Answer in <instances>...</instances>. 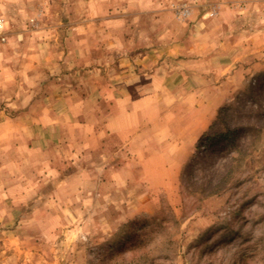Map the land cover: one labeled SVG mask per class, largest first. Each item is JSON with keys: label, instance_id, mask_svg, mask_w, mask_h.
<instances>
[{"label": "rangeland", "instance_id": "374dc122", "mask_svg": "<svg viewBox=\"0 0 264 264\" xmlns=\"http://www.w3.org/2000/svg\"><path fill=\"white\" fill-rule=\"evenodd\" d=\"M0 19V264H264V0H0ZM166 43L210 58L205 103L142 108L201 109L202 133L108 136L105 84Z\"/></svg>", "mask_w": 264, "mask_h": 264}, {"label": "crops", "instance_id": "0c3cea01", "mask_svg": "<svg viewBox=\"0 0 264 264\" xmlns=\"http://www.w3.org/2000/svg\"><path fill=\"white\" fill-rule=\"evenodd\" d=\"M179 46V44L166 43L149 50L125 52V59L128 58L130 63L122 66L124 69H120L117 77L124 82L115 86L109 85L108 88L105 84L106 90L103 91L104 95L107 91L110 95L120 92L113 102L114 106L120 110L114 116H110L106 122L107 128L104 132L108 136H114L125 142L126 138L134 137L138 130L144 127L149 128L152 115L148 119L146 114L149 107L142 108V106H164L166 103L177 104L182 100H188L191 105L205 103L201 86L193 84L191 89L188 88L191 85L190 79L203 72V64L210 58L199 57L196 54H194L196 57L188 56ZM208 63L206 65H209ZM179 74L182 81L177 79ZM107 98L105 96V99ZM209 103L215 102L211 100ZM189 111L193 112V108ZM195 113L199 115L178 114L173 119L164 118V115L160 114L155 118L156 120L151 119L154 120V124L158 121L157 125L153 126V131L157 129L159 136L170 139L179 135L197 134V132L201 134L205 119H203L201 109H197ZM170 143L173 144L175 141L172 140ZM129 144H131V139H129Z\"/></svg>", "mask_w": 264, "mask_h": 264}, {"label": "trees", "instance_id": "16d2710c", "mask_svg": "<svg viewBox=\"0 0 264 264\" xmlns=\"http://www.w3.org/2000/svg\"><path fill=\"white\" fill-rule=\"evenodd\" d=\"M239 131V129H234V130H229V131H227V133L226 134H224V135H221V136H215V135H209V134H205L202 138H201V140H200V142H199V145H198V147L197 148H199V149H204V150H209L214 144L212 143V141H214V140H217V139H220V140H226V141H229V140H232V139H235V138H233L234 136V134L236 133V132H238ZM233 136V137H232ZM238 154L240 155L237 159L238 160H240V159H242V153H241V151H239L238 150ZM236 159V160H237Z\"/></svg>", "mask_w": 264, "mask_h": 264}, {"label": "built area", "instance_id": "2783aa9c", "mask_svg": "<svg viewBox=\"0 0 264 264\" xmlns=\"http://www.w3.org/2000/svg\"><path fill=\"white\" fill-rule=\"evenodd\" d=\"M3 29H4V23H3V21L0 19V33H3L2 31H3ZM2 35V34H1ZM5 40V39H4Z\"/></svg>", "mask_w": 264, "mask_h": 264}]
</instances>
